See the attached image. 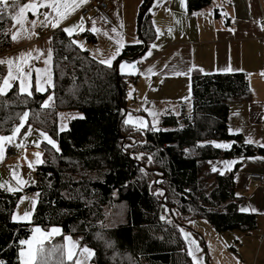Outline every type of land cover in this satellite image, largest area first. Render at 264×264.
Segmentation results:
<instances>
[{
    "label": "trees",
    "instance_id": "obj_1",
    "mask_svg": "<svg viewBox=\"0 0 264 264\" xmlns=\"http://www.w3.org/2000/svg\"><path fill=\"white\" fill-rule=\"evenodd\" d=\"M149 1L140 9L138 22ZM211 3L186 0V10L197 13ZM9 13L13 14L11 7ZM141 26L138 35L143 42L126 45L111 67L59 29L50 41L52 88L29 96L19 93L15 84L0 94V134L9 135L27 112L22 132L30 126L56 145L41 144L42 163L36 168L34 185L22 192L0 187L3 264H20L24 247L20 241H27L37 227L61 232L42 243L45 249H65V239L71 236L93 250L94 264H192L181 231L195 221H205L223 234H252L257 229L258 217L238 210L243 198L235 190L233 173L208 171L209 160L264 155V149L248 145L228 130L229 104L250 96L247 77L243 73L204 76L193 70L190 112L185 108L178 115L168 112L160 118L161 130L132 125L126 122L129 92L140 80L137 73L124 75L120 68L118 78L115 65L147 54L157 36L151 12ZM10 28L11 15H0V54L11 48ZM83 37L96 43L92 32ZM2 69L0 65V78L5 76ZM50 95L52 104L42 107ZM61 114L69 116L63 131L58 123ZM216 142L231 146L216 147ZM35 193L31 220L15 221L17 203ZM73 263L65 258V264Z\"/></svg>",
    "mask_w": 264,
    "mask_h": 264
},
{
    "label": "crops",
    "instance_id": "obj_2",
    "mask_svg": "<svg viewBox=\"0 0 264 264\" xmlns=\"http://www.w3.org/2000/svg\"><path fill=\"white\" fill-rule=\"evenodd\" d=\"M51 2L52 0H28L20 3V6L34 4L36 8L25 10L22 17L23 28L12 19V28H10L11 48L0 54V60L8 61L11 59L14 61L12 67L14 76L18 72L17 64L20 65L24 73L33 69L29 81L31 93L37 91V73L34 69L49 68L51 72V84H45L48 75L41 73L40 85L45 89L41 93H45L53 86V50L50 41L52 35L59 29L72 28L83 20L82 31L76 29L71 35L67 34L75 38L76 42L83 46V49L89 51L88 53L99 61L107 60L117 52V49L120 48L117 41H122L123 48L140 41L137 38L138 16L146 0H108L110 6L109 19L100 14L95 7H91L88 15L83 19L80 13L93 2V0H87L74 12L67 15V18L55 28L48 21L52 20L53 17L58 19L57 14L52 12L49 7L40 6L42 3ZM58 3L62 5L64 0H58ZM68 3H71V0H68ZM152 7L153 9L150 11L152 13V25H154L157 36L155 37L156 40L149 46L150 57L145 63H138L141 67L136 75L140 82L129 92V104L127 105L129 111L126 120L130 115L132 120L129 123L138 126L141 125L139 121H143L144 124L148 121L151 122L150 118L153 111L158 114L159 120L168 112L175 115L180 114L182 108L190 112L189 75L193 70L200 71L204 76L243 73L248 80L250 96L247 101L239 100L229 104L228 130L233 136L240 135L244 140L243 142L248 143V145L261 148V150L264 149L262 146L264 145V0H212V3L203 8V11L193 14L187 12L186 0H156ZM61 11L67 12L69 10L61 8ZM216 12L219 16L216 15ZM49 13L51 15L46 20L45 15ZM93 20H95V29L98 31L92 30ZM33 21H35V27H33ZM42 24H44L46 33L41 35L39 28ZM87 31L96 36L95 44L84 39L83 34ZM14 34H17L15 40L12 38ZM156 45L158 49H156ZM149 50L146 51L148 54ZM29 53L31 56H28ZM49 53L51 60L46 65L45 60L48 59ZM119 55L116 56V59ZM21 56L26 59H19ZM116 59L112 61V64ZM124 62L129 63V61ZM122 63L118 64L119 68ZM0 65L3 66V74L5 73L3 78H8V64ZM229 68L231 71H226ZM149 69L152 71L149 72ZM121 73L135 75L122 71ZM180 81H184L183 93L178 91ZM9 83L11 87L5 93L15 84L19 87L18 80L10 79ZM0 85L2 86V82ZM67 120H69L67 114L60 115L58 121L60 129L61 127L64 130L67 128ZM23 127L21 132L17 134L14 144L4 142L3 145L4 149L12 146L18 152L17 156L8 158L4 151L3 158L0 159V185H3L1 188L6 189L7 192L9 191L8 188H18L16 191L22 192L24 188L35 184L36 168L40 163H35L36 156L34 154L40 153V160L42 161V152L39 151V148L42 143H47V139L40 135L41 131L35 128H31V135L24 139V134L28 129L22 132ZM9 135H12V132ZM0 136L5 135L0 134ZM37 143L39 144L38 147L36 146ZM20 144L24 147L16 146ZM215 144L230 145L226 142H216ZM29 162L32 164L31 167ZM226 162L231 163L226 166ZM208 168V171L211 172L233 173L232 182L235 190L243 198L238 210L258 217V227L252 231V235L235 231L238 237L236 238L243 241L245 247L249 245L246 250L254 255L264 230V181L263 183L254 182L248 180L247 176L251 173L264 176V155H254L249 158L213 159L209 160ZM20 180L27 183L19 184L18 181ZM33 201H35L34 204ZM36 201V193L24 195L17 203L12 218L17 222H29L36 208ZM24 205H27L26 213H30L27 218L21 216L23 211L20 209L21 206L23 209ZM241 209L246 210L241 211ZM201 223L203 222L190 223L195 226L198 233L192 229L181 231L182 239H184L188 249L187 252L192 250L195 256L194 259V256L189 252L193 264L210 263L205 240L200 237L203 227ZM53 229L49 232L41 230L39 233L33 229V234L27 241L30 242L33 249H36L38 247L37 241L51 242L61 233L60 231L53 233ZM248 235H251V238L254 237L252 243L248 241L250 237L245 239ZM73 243L77 247L73 249V259L69 261L79 260L80 264H94L92 262L93 254L89 256L88 253L81 251L83 248H87L94 253L93 250L76 238L66 237L65 251L67 252ZM23 246L21 251L25 252V256H19L20 264L27 258L29 244H23ZM249 260L251 261V258Z\"/></svg>",
    "mask_w": 264,
    "mask_h": 264
},
{
    "label": "snow or ice",
    "instance_id": "obj_3",
    "mask_svg": "<svg viewBox=\"0 0 264 264\" xmlns=\"http://www.w3.org/2000/svg\"><path fill=\"white\" fill-rule=\"evenodd\" d=\"M87 0H71V3H68V0H64V3L61 5L58 3V0H52L51 3L48 4H41V7H49L52 9V12H55L57 14V16L59 17L58 19L56 17H53L52 20H49L48 22L51 23L52 27H58L61 23L62 20L67 18V15H70L71 12H74L77 8H79L82 4L86 3ZM12 8L14 14L9 13V8ZM36 5L34 4H25L23 6H20L19 4V0H0V15H11V18L13 20L16 21L17 24L21 25V28H23V14L25 13L26 9H35ZM61 8L63 9H67L69 11L64 12L61 11ZM35 14V12H34ZM51 15V13L46 14L45 15V19L48 20V16ZM33 23V27H35V21L32 22ZM43 23V22H42ZM93 24V31H98L97 29H95V20L92 21ZM83 20L81 21L80 24L78 25H74L72 28H65L63 29V31H65L66 33H68L69 35H71L76 29H80L81 31L83 30ZM113 31H115L113 29ZM12 38L15 40L17 39V34H14L12 36ZM75 43V42H74ZM118 44H120V48L117 49V52L114 53L112 55V57L108 58L107 60H100L101 64H105L108 67L112 66V61L114 59H116V56L119 55L120 53V49L123 48V43L122 41H117ZM81 47H83L81 45ZM28 56H31V53L28 54ZM37 59H39V57H36ZM19 59L24 60L26 59L25 57L21 56ZM51 60V55L49 53V57L47 60H45V64H49ZM7 63L9 66V72H8V78H0L2 79V86H0V94H4L6 92V90L8 88L11 87V84L9 83V80H18L19 81V88H18V92L19 93H27L29 96L32 95L31 91H29L30 88V77L32 74L33 69H30L27 73H24L22 71V68L20 67L19 64H17V69L18 72L17 74L14 76L13 75V71H12V67H13V60H8V61H4V60H0V64H4ZM121 69L123 70L126 67H135V65H129L127 62H124L123 64L120 65ZM34 71L37 73V91L39 92H43L45 91L44 87L40 85V76L41 73H46L48 75L47 80H45V84H51V72L49 68H44V69H34ZM152 70L149 69V72H151ZM226 71H231V68L226 69ZM52 100V96L50 95L48 98V101H45L42 104V107H49V101ZM28 113L25 112L22 115L19 116V119L22 121V123L18 126L12 129V135L9 136H0V159L3 158V154H4V142H7L8 144H14L17 134H19L21 132V128L24 126V122L27 121L28 119ZM132 120V117L129 115L127 117L126 122H129ZM139 123L146 127V125L144 124L143 121H139ZM61 131H63V127H61L60 129ZM155 130V129H153ZM31 135V127L29 126L28 131L24 134V139H27V137ZM41 136L45 137V139H47V142L49 144H52L54 147H56L55 142L50 138L47 137V135L45 133H40ZM251 142V141H248ZM17 147H21L23 148L24 145L20 144V145H16ZM36 146L38 147L39 144L37 143ZM231 145L228 144H217L216 147H223V148H229ZM264 146V145H262ZM58 147H57V151H58ZM36 156V161L35 163H42V161L40 160V153H35L34 154ZM231 162H226V166H228ZM29 166L31 167L32 164L31 162H29ZM215 170V169H214ZM15 175V174H14ZM19 184H24L27 183L26 181L20 180L18 181ZM0 187H3V185H0ZM9 191H16L18 190V188H8ZM35 203V201H33V204ZM246 209H241V211H245ZM30 215V213H25L24 216L25 218H27ZM35 232L39 233L41 232V229H39L38 227L34 229ZM58 229H53L52 232L56 233L58 232ZM70 240V237L68 238ZM20 244H29V248L27 250V258L25 260H23L22 264H51V262L54 260L55 264H65V258L67 260H72L73 259V249H75L77 247V245L75 243L72 244V246L67 250V252H65L64 246H60L59 248L57 247H50L48 249H45L42 246V242L37 241L38 247L36 249H33L31 247V244L29 241H20ZM84 253H88L89 256H91L93 253L87 249V248H83L81 250ZM59 254V255H57ZM20 256L23 257L25 256V252L21 251L20 252ZM195 259V257H194ZM0 264H3V262H0ZM74 264H80L79 260L74 261Z\"/></svg>",
    "mask_w": 264,
    "mask_h": 264
},
{
    "label": "rangeland",
    "instance_id": "obj_4",
    "mask_svg": "<svg viewBox=\"0 0 264 264\" xmlns=\"http://www.w3.org/2000/svg\"><path fill=\"white\" fill-rule=\"evenodd\" d=\"M152 9H153V7H151V9H149L148 11L150 12ZM138 36H140V33ZM138 39H140V37ZM141 41L143 42V40L140 39V42ZM156 49H158L157 45H156ZM150 51L151 50H149V54L147 53L145 56L139 58L138 61H135L132 63L127 62V63L129 65H133V64L135 65V64H138V62L140 63V62L147 61V59L150 57V53H151ZM120 69H121V67H120ZM139 70L140 69H138L136 65L134 68L133 67H126L123 70L121 69V71L123 73H129V74L138 73ZM178 88H179L178 91H180V93H183L182 90L184 89V81H180V83L178 84ZM51 104H52V102L49 101V105H51ZM157 116H158V114L155 111H153L152 117L150 118L151 122L149 124H147L146 127L150 126L152 129H155L153 131L161 130L162 129L161 122L157 118ZM21 123L22 122H20L19 125ZM23 129H24V127H23ZM5 152H6L8 158H12V157H15L18 155V152L12 146L7 147V149H5ZM254 182H256V181H254ZM26 208H27V205H24L23 209L21 206L20 210H22L23 213H21V211H18L19 213H21L22 217L26 213ZM201 222H203V223H201V224H203V227L201 228V233H202L201 238H203L205 240V243H206L208 257H209L208 260L210 262L209 264H264V244H263L264 243V230H263V234H261L259 247L256 248L255 254L252 255L251 252L246 250V248H249V245L247 247H245L244 242L237 239L238 237H237V233H235V231L226 232L225 234H223V232H216L205 221H201ZM187 226H188V228L196 231L195 226H193L191 224H189ZM251 235H248L245 239H248L250 237L248 241L252 243L254 240V237L251 238ZM189 252L194 256L192 250H190ZM249 258H251V261L249 260Z\"/></svg>",
    "mask_w": 264,
    "mask_h": 264
},
{
    "label": "built area",
    "instance_id": "obj_5",
    "mask_svg": "<svg viewBox=\"0 0 264 264\" xmlns=\"http://www.w3.org/2000/svg\"><path fill=\"white\" fill-rule=\"evenodd\" d=\"M91 7L97 8L99 10L100 14L105 16V18L109 19L108 11L110 10V8H109L108 0H93V2L91 4H89L86 8H84L82 10V12L80 13L82 15L83 19L85 16L88 15L87 13ZM39 33L41 35L46 33V30L44 28V24H42L41 27L39 28ZM247 177H248V180H251V181H256V182L264 181V176L262 177L261 174L251 173Z\"/></svg>",
    "mask_w": 264,
    "mask_h": 264
},
{
    "label": "water",
    "instance_id": "obj_6",
    "mask_svg": "<svg viewBox=\"0 0 264 264\" xmlns=\"http://www.w3.org/2000/svg\"><path fill=\"white\" fill-rule=\"evenodd\" d=\"M154 2H155V0H151V1L146 5V7L144 8V10H142V15H141V17H140V21H139V23H138V26H139L140 31H141V27H142L141 24L143 23L144 18H145V16H146L147 13H148V10L151 9V7L153 6ZM141 36H142V35H141V33H140V36H139V37H140L141 40H143ZM118 64H120V62H118V63L115 65V67H117V69H116V74H117V77L119 78V67H118Z\"/></svg>",
    "mask_w": 264,
    "mask_h": 264
},
{
    "label": "bare ground",
    "instance_id": "obj_7",
    "mask_svg": "<svg viewBox=\"0 0 264 264\" xmlns=\"http://www.w3.org/2000/svg\"><path fill=\"white\" fill-rule=\"evenodd\" d=\"M109 3V2H108ZM109 8H110V6H109ZM110 11V10H109ZM109 11H108V14H109ZM100 13V12H99ZM109 16V15H108ZM105 17V16H104ZM110 18V17H109ZM263 177V176H262ZM37 182V180H35V183Z\"/></svg>",
    "mask_w": 264,
    "mask_h": 264
}]
</instances>
